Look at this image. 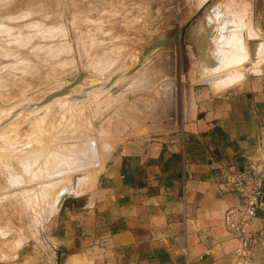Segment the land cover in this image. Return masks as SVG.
Wrapping results in <instances>:
<instances>
[{"label":"rangeland","instance_id":"rangeland-1","mask_svg":"<svg viewBox=\"0 0 264 264\" xmlns=\"http://www.w3.org/2000/svg\"><path fill=\"white\" fill-rule=\"evenodd\" d=\"M263 14L264 0H0V264L44 240L64 195L92 189L113 122L167 116L173 94L186 106L191 89L219 93L254 71ZM221 36L248 56L216 71ZM221 76L232 83L217 90Z\"/></svg>","mask_w":264,"mask_h":264},{"label":"crops","instance_id":"crops-1","mask_svg":"<svg viewBox=\"0 0 264 264\" xmlns=\"http://www.w3.org/2000/svg\"><path fill=\"white\" fill-rule=\"evenodd\" d=\"M262 40L254 71L236 85L191 89L186 106L173 94L169 115L160 106L149 122H113L92 189L63 203L16 264H233L238 243L223 214L248 194L227 176L248 182L264 164ZM255 185L262 191L264 178ZM256 213L254 228L264 203Z\"/></svg>","mask_w":264,"mask_h":264},{"label":"built area","instance_id":"built-area-1","mask_svg":"<svg viewBox=\"0 0 264 264\" xmlns=\"http://www.w3.org/2000/svg\"><path fill=\"white\" fill-rule=\"evenodd\" d=\"M264 164L252 165L248 182L232 180L228 175L226 184L242 187L248 194L245 207H229L223 214V225L227 234L238 243L233 251V264H264V217L261 225L254 228L262 191L256 180L264 178ZM263 168H260V167Z\"/></svg>","mask_w":264,"mask_h":264},{"label":"bare ground","instance_id":"bare-ground-1","mask_svg":"<svg viewBox=\"0 0 264 264\" xmlns=\"http://www.w3.org/2000/svg\"><path fill=\"white\" fill-rule=\"evenodd\" d=\"M242 25H243V24H242ZM7 27H8V26H7ZM241 28H242V27H241ZM19 29H20V28H19ZM16 30H17V29H16ZM244 31H245V30H244ZM249 31H250V30H249ZM21 33H22V32H21ZM243 33H244V32H243ZM253 33H254V32H253ZM243 35H244V34H243ZM250 35H251V33H250ZM253 35H255V34H252L251 36H253ZM243 38H244V37H243ZM242 41H243V40H242ZM240 42H241V41H240ZM241 43H242V42H241ZM219 44H220V46H219V48H218V51H217L216 54H215L216 61L218 62V65H216V66L214 67V68L216 69V71H217V70H220L221 68L224 67V66H223V65H224V64H223V62H224L223 59H227V58H228V59L231 60V62H234V64H235V61H237V60L239 59L238 55H241V54H242V55H243V54L246 55L245 53H240V54H238V52H237V55L235 54V48H236L235 46L238 44V39H230V38L226 39V37L221 36L220 41H219ZM239 44H240V43H239ZM244 44H245V43H244ZM2 45H3V44H2ZM240 45H241V44H240ZM240 45H239V47L242 46V45H241V46H240ZM244 47H245V46L243 45L241 48H244ZM244 50L246 51V47L244 48ZM241 52H244V51L241 49ZM246 56H248V55H246ZM246 56H245V57H246ZM245 57H244L243 59L240 57L239 61L242 59L243 62H244ZM237 58H238V59H237ZM246 58H247V57H246ZM228 59H227V60H228ZM214 60H215V59H214ZM227 60H225V61H227ZM222 61H223V62H222ZM227 62H228V61H227ZM229 62H230V61H229ZM231 62H230V63H231ZM237 62H238V61H237ZM237 62H236V63H237ZM224 63H225V62H224ZM240 64H241V62H240ZM229 65H230V64H229ZM110 66H111V65H110ZM234 66H235V65H234ZM109 69H110V68H109ZM102 71H103V70H102ZM223 71H224V70H223ZM145 72H146V71H145ZM221 72H222V71H221ZM234 72H235V71H233V73H234ZM149 73H150V72H149ZM215 74H216V73H215ZM215 74H214V75H215ZM228 74H230V72H229ZM228 74H227V75H228ZM238 74H239V73L236 74V77L238 76ZM225 75H226V73H225ZM227 75H226V77H225V76H221V77H222V78H223V77L227 78ZM234 75H235V74H234ZM210 76H212V75H210ZM215 76H216V75H215ZM230 77H231V76H230ZM234 77H235V76H234ZM234 77H233V75H232V78H234ZM222 78H221V81H222ZM225 78H223L224 81H222L221 83H220V80L216 79V80H218V83H220V84H217V82H214V83H216L215 86H216V89H217V90H222L223 88H225L226 86H228V85H230V84L232 83V80H231L232 78H230L229 80H228V79L225 80ZM144 79H145V78H144ZM153 79H154V78H153ZM214 79H215V77H214ZM216 80H215V81H216ZM108 83H109V82H108ZM143 83H144V82H143ZM210 85H211V84H210ZM211 89H212V88H211ZM217 92H218V91H217ZM82 95H83V94H82ZM95 96H96V95H95ZM171 106H172V105H171ZM168 111H169V110H168ZM84 128H86V127H84ZM91 138H92V137H91ZM91 140H92V139H91ZM88 142H89V141H88ZM90 142H92V145H94V144H93V141H90ZM81 144H82V143H81ZM86 145H87V143H86ZM92 145H90V143H88V147L91 146L90 148H92ZM103 145H104V144H103ZM105 146H106V145H105ZM105 146H103V147H105ZM109 146H110V145H109ZM80 147H81V146H80ZM82 147H83V145H82ZM82 147H81V149H79L78 147H76V148H77V150L79 149V150H78L79 152H80V150H81L82 153L86 152L84 149H83L84 152L82 151ZM84 147H85V146H84ZM90 148H89V149H90ZM93 148H94V146H93ZM106 148H107V147H106ZM74 149H75V147H74ZM86 149H87V148H86ZM108 149H109V147H108ZM72 150H73V149H72ZM94 150H95V148H94ZM94 150H93V152H94ZM103 150H104V148H103ZM106 150H107V149H105L104 151H106ZM74 151H75V150H74ZM74 151H73V152H74ZM91 151H92V149H91ZM73 152H70V153H73ZM76 152H77V151H76ZM67 153H68V152H67ZM70 153H68V154L71 155ZM91 153H92V152H91ZM32 154H33V153H32ZM65 154H66V153H65ZM68 154H67V155H68ZM77 154H79V153H77ZM105 154H106V153H105ZM67 155H66V156H67ZM80 155H81V153H80ZM96 155H97V154H96ZM29 156H31V154H30ZM66 156H64V157L67 158ZM73 156H74V155L69 156V158H70V157H73ZM77 156H78V155H77ZM77 156H76L75 158L79 159V158H78L79 156H78V157H77ZM87 156H88V155H87ZM90 156L92 157L91 154H90ZM94 156H95V154H94ZM97 156H98V155H97ZM32 157H33V156H32ZM36 157H37V156H36ZM88 157H89V156H88ZM34 158H35V157H34ZM65 158H64V160H63L64 162H65ZM81 158H82V157H80V160L82 161ZM83 158H84V157H83ZM89 158H90V157H89ZM89 158H88V159H89ZM23 159H24V158H23ZM32 159H33V158H32ZM32 159H30V160H32ZM77 159H76V162L78 161ZM93 159H95V158H93ZM96 159H97V158H96ZM33 160H34V159H33ZM46 160H48V157L46 158ZM89 160H90V159H89ZM89 160H88V161H89ZM28 161H29V160H28ZM34 161H36V160H34ZM84 161H86V160L84 159ZM90 161H91L90 163H92V159H91ZM93 161H94V160H93ZM97 161H98V163H99V160H97ZM31 162H32V161H31ZM31 162H30V161L28 162V163H30V164H28L27 167L33 164V163H31ZM67 162H68V158H67ZM71 162L73 163V164L71 163L72 166L74 165L73 168H74V167H77V166H75V163H74V162H75V161H74V157H73V160H72ZM78 162H79V161H78ZM26 163H27V162H25V165H26ZM34 163H35V162H34ZM68 163H69V162H68ZM88 163H89V162H88ZM90 163H89V164H90ZM96 163H97V162L95 161V164H96ZM98 163H97V164H98ZM64 164H67V163L65 162V163H63V165H64ZM69 164H70V163H69ZM76 164L78 165L79 163H76ZM83 164L86 166L85 163H83ZM97 164H96V166H97ZM21 165H23V163H21ZM80 165H81V164H80ZM87 165H88V164H87ZM93 165H94V163H93ZM65 166H66L67 168H70L68 165H65ZM72 166H71V167H72ZM88 166H89V165H88ZM94 166H95V165H94ZM98 166H99V165H98ZM66 167H65V169H66ZM78 167H79V166H78ZM78 167H77V168H78ZM80 167H81V166H80ZM25 168H26V167H25ZM28 168H29V167H28ZM81 168H82V167H81ZM81 168H78V169H81ZM23 169H24V166H23ZM63 169H64V168H63ZM83 169H84V166H83ZM24 170H25V169H24ZM26 170H27V169H26ZM28 170H29V169H28ZM28 170H27V172H28ZM75 170H76V169H75ZM64 171H65V170H64ZM72 171H73V170H72V168H71V172H72ZM62 173H63V172H62ZM68 173H69V172H67L66 175H67ZM63 174H64V173H63ZM63 174H62V175H63ZM80 179H81V178H80ZM78 180H79V179H78ZM78 180H77V181H78ZM81 181H82V180H81ZM73 186H76V185H73ZM77 186H78V184H77ZM75 188H76V187H75ZM69 189H70V188H69ZM71 189H73V188H71ZM71 189H70V190H71ZM65 190H66V189H65ZM73 190H74V189H73ZM73 190H72V194H74ZM68 191H69V190H67L66 192L68 193ZM78 191H79V190H78ZM77 193H79V192H77ZM75 194H76V193H75ZM60 195H61V194H60ZM66 195H67V194H66ZM57 197H58V196H57ZM57 197H56V199H57ZM60 197H63V196H60ZM64 197H65V195H64ZM56 199H55L54 201H57ZM61 199H62V198H60L59 203H60ZM54 201H53V203H54V205H56ZM59 203H57V205H58ZM51 207H52V206H51ZM54 207H58V206H53V208H54ZM59 207H60V206H59ZM53 208H52V209H53ZM57 210H58V208H57Z\"/></svg>","mask_w":264,"mask_h":264},{"label":"water","instance_id":"water-1","mask_svg":"<svg viewBox=\"0 0 264 264\" xmlns=\"http://www.w3.org/2000/svg\"><path fill=\"white\" fill-rule=\"evenodd\" d=\"M173 36H174V35H173ZM173 36H172V37H173ZM174 40H175V36L173 37V41H174ZM173 41L171 40L170 42H167V43H164V44H162L163 41H162V42H158V41H156V42H154L153 44H150L151 46H148V48L144 51V53L149 52V51H151V50L154 49V48H151V47H155V46H156L155 48H157V47H160V46H164V45H166V44H169V43H174ZM81 78H82V75L78 76V77L74 80L73 83H71L70 85H68V86H66V87L61 88V89L58 90V91H55V92L51 93V95L49 94L48 96H46V97L42 100L41 103H38V104H45V103L48 101L47 98L50 97V96L54 97V96H62V95H64V94L67 93L71 88H73L76 84H78ZM77 97H78V96H77ZM82 97H84V96H82ZM75 98H76V96H75ZM80 98H81V97H80ZM77 99H78V98H77ZM66 198H67V197H64L63 201H64ZM63 201H62V203H63ZM260 201H261L262 203H264V187H263V190H262V194H261ZM62 203H61V205H62Z\"/></svg>","mask_w":264,"mask_h":264}]
</instances>
